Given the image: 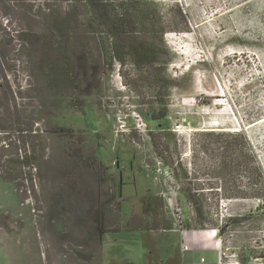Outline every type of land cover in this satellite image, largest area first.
<instances>
[{
  "label": "rangeland",
  "instance_id": "374dc122",
  "mask_svg": "<svg viewBox=\"0 0 264 264\" xmlns=\"http://www.w3.org/2000/svg\"><path fill=\"white\" fill-rule=\"evenodd\" d=\"M146 1L129 5L146 21L140 31L159 51L156 64L138 69L128 59L111 66L106 34L85 14L74 39L83 45L78 56L88 67L81 72L88 76L81 78L80 90L58 92L39 78L36 67L19 64L17 54L8 81L0 75V127L7 129L0 130V264H240L244 257L264 264V206L258 198L226 201L208 211L203 225L180 195L179 216L168 202L171 192L191 181L214 203L221 195L258 191L255 168L264 172V0H149L163 4L158 16ZM113 4L116 15L121 13L122 3ZM9 21L15 24L0 17V27L8 28ZM81 101L82 108L73 106ZM119 117L127 125L124 139L117 137ZM140 118L145 128L139 130ZM218 130L245 134L252 158L248 176L211 174L225 144L202 132ZM53 134L68 143L74 134L91 135L106 166L104 184L120 203V230L102 236L92 263L78 256L84 244L81 208L58 206L65 196L53 172L58 165ZM34 145L53 164L43 175L27 168L28 181L4 180L15 168L9 162L18 153L30 155ZM161 192L174 229L136 230L144 223L140 197ZM203 232L212 238H202Z\"/></svg>",
  "mask_w": 264,
  "mask_h": 264
},
{
  "label": "trees",
  "instance_id": "16d2710c",
  "mask_svg": "<svg viewBox=\"0 0 264 264\" xmlns=\"http://www.w3.org/2000/svg\"><path fill=\"white\" fill-rule=\"evenodd\" d=\"M116 1L124 6L122 12L117 15L113 4ZM134 1L137 0H0V17L6 20L15 19L14 25L9 21L8 28L0 27L1 78L8 81L9 73H13L16 69V65L11 63L12 56L17 54L19 64L25 61L31 67H36L39 78L45 80L58 92L70 88L73 91L80 90L83 82L81 78L84 77V74L81 76V72L84 69L88 71V67L82 65L83 58L78 56V51L83 45L78 44L74 39L81 31V22L85 14L89 16L90 23L102 27L106 34L105 54L111 66L113 61L125 64L128 59L138 69L156 64L159 60V51L149 38L141 35L140 26L146 21L134 14V5H131L132 7L129 5ZM146 2L145 5L153 7L154 15L158 16L163 4L149 3V0ZM180 12L182 14V11ZM87 76L85 75L83 79L87 80ZM71 95L69 97L74 99V95ZM73 106L82 108L84 103L81 101L80 106L75 103ZM0 130L7 129L0 127ZM20 131L23 132L22 129ZM202 133L208 137L218 136L225 144L220 163L214 162L212 165V175L234 180L236 177L250 174L252 158L247 153L250 144L242 131ZM62 138L63 136L59 134L51 135V139L56 143L54 148L58 155L56 162L58 165L53 172L64 184L60 190L65 199L59 200L58 206L62 208L68 203L81 208L77 218L82 225L84 244L81 247L82 251H78V256L85 262L92 263L99 255L102 236L120 230V203L113 198L110 187L104 184L107 175L106 166L91 135L74 134L71 136L73 143L65 142ZM39 147L32 146L30 155L25 149V157L18 153V159L9 162V164L13 163L15 168L9 169L11 173L1 177L9 182H17L20 179L28 181L29 179H24L27 168L35 170L37 175H43L45 168L53 163L44 159L43 149L39 151ZM160 159L167 164L164 156L161 155ZM180 166L186 182L190 181V173L183 164ZM255 169L258 191L253 195H221L214 203L210 197L201 193L200 185L192 181L179 191V195L185 204L193 207L197 222L201 225L204 224L208 211L215 207L220 208L221 200L258 198L264 206V172L261 167ZM31 181L33 182L32 178ZM64 181H67L66 187ZM235 187L239 186L235 185ZM44 202L47 207L52 204L45 195ZM140 204L141 221L144 223L134 227L136 230L174 229V219H166L168 211L164 196L146 194L140 198ZM220 233H225L224 228L220 229ZM240 264L253 263L250 262L249 257H244L240 260Z\"/></svg>",
  "mask_w": 264,
  "mask_h": 264
},
{
  "label": "built area",
  "instance_id": "2783aa9c",
  "mask_svg": "<svg viewBox=\"0 0 264 264\" xmlns=\"http://www.w3.org/2000/svg\"><path fill=\"white\" fill-rule=\"evenodd\" d=\"M119 122V127L120 130L117 131V137L124 139L125 134H127V125L122 117H119L118 119ZM140 123L137 124L139 130L144 127L145 128V123L143 122V119L140 118L139 120ZM121 134V135H119ZM179 196V191H173L170 193V198L168 199L169 205L171 206V209L174 214L177 213L179 216L180 213L182 212V207L177 203L176 199ZM225 200H221V205L225 204ZM238 264V263H237Z\"/></svg>",
  "mask_w": 264,
  "mask_h": 264
},
{
  "label": "crops",
  "instance_id": "0c3cea01",
  "mask_svg": "<svg viewBox=\"0 0 264 264\" xmlns=\"http://www.w3.org/2000/svg\"><path fill=\"white\" fill-rule=\"evenodd\" d=\"M156 195H162V192L161 193H155ZM142 196H144V195H142ZM141 196V197H142ZM140 197V198H141ZM202 236V238H206V239H210V238H212V235L209 233V232H203V234L201 235ZM211 264H214V263H211Z\"/></svg>",
  "mask_w": 264,
  "mask_h": 264
},
{
  "label": "bare ground",
  "instance_id": "6f19581e",
  "mask_svg": "<svg viewBox=\"0 0 264 264\" xmlns=\"http://www.w3.org/2000/svg\"><path fill=\"white\" fill-rule=\"evenodd\" d=\"M217 131V130H216ZM218 131H220V130H218ZM225 131H230V130H225Z\"/></svg>",
  "mask_w": 264,
  "mask_h": 264
}]
</instances>
